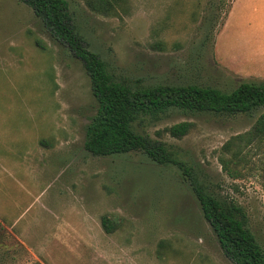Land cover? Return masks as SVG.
Returning a JSON list of instances; mask_svg holds the SVG:
<instances>
[{"label":"rangeland","instance_id":"374dc122","mask_svg":"<svg viewBox=\"0 0 264 264\" xmlns=\"http://www.w3.org/2000/svg\"><path fill=\"white\" fill-rule=\"evenodd\" d=\"M66 1L117 81L225 92L264 82V0H129L113 17ZM97 107L83 62L30 7L0 0V264H233L178 167L141 152L86 151ZM263 112L171 109L141 116L134 130L169 145L210 191L237 201L264 248V144L245 150L237 178L221 163L225 145ZM183 122L192 124L183 138L167 132Z\"/></svg>","mask_w":264,"mask_h":264},{"label":"trees","instance_id":"16d2710c","mask_svg":"<svg viewBox=\"0 0 264 264\" xmlns=\"http://www.w3.org/2000/svg\"><path fill=\"white\" fill-rule=\"evenodd\" d=\"M19 1L30 7L52 36L83 62L91 79L98 107L86 127V151L97 157L141 152L154 163L178 167L188 178L203 217L215 233L224 255L233 264H264V248L249 226L246 210L234 199L210 191L169 145L134 130V124L141 116L159 119L171 109L226 117L252 115L264 109V82H245L231 92L196 84L132 86L117 81L106 62L89 49L87 41L77 31L66 0ZM128 3L129 0H86L90 11L104 17L125 12ZM191 128V123L183 122L170 127L167 132L181 139ZM262 144L264 112L249 132L233 137L225 145L224 151L229 157L221 163L227 174L237 178L245 150ZM102 226L107 233L115 230L106 217L102 219Z\"/></svg>","mask_w":264,"mask_h":264}]
</instances>
